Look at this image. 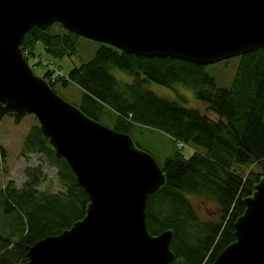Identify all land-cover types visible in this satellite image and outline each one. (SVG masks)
<instances>
[{
  "label": "trees",
  "instance_id": "trees-1",
  "mask_svg": "<svg viewBox=\"0 0 264 264\" xmlns=\"http://www.w3.org/2000/svg\"><path fill=\"white\" fill-rule=\"evenodd\" d=\"M80 37L55 21L44 29L29 28L20 48L27 61L38 41L54 57L70 56ZM228 58L236 60L234 73L228 83L219 85L207 70L210 63L135 54L99 42L90 59L72 67L63 77L50 78L53 69L41 75L61 97L58 85L78 86L81 96L72 104L103 125L102 120L110 121V128L129 134L141 149L144 147L132 135L137 128L157 129L172 138L171 152L159 160L144 149L164 174L163 184L148 196L145 223L151 234L172 232L170 249L174 258L169 264H210L235 240L234 222L244 211L243 200L252 195L255 184L264 176V48ZM115 70L130 75L131 80L117 78ZM150 82L174 90L179 85L190 89L217 118L158 94ZM4 115L15 122L22 117L6 112L0 103V118ZM34 118L35 123L24 136L21 154H39L41 161L24 169L21 185L10 178L0 189V223H4L0 230V264H30L27 247L69 228L84 215L88 204L87 194L76 183L67 161L54 155ZM185 144L193 146L189 156L180 149ZM6 157L7 151L0 144L3 165ZM44 163L56 168L61 191L39 188ZM253 165L256 170L249 168ZM195 197L213 203L218 215L213 219L200 217L191 200Z\"/></svg>",
  "mask_w": 264,
  "mask_h": 264
},
{
  "label": "water",
  "instance_id": "water-1",
  "mask_svg": "<svg viewBox=\"0 0 264 264\" xmlns=\"http://www.w3.org/2000/svg\"><path fill=\"white\" fill-rule=\"evenodd\" d=\"M59 22L125 52L212 63L264 48V0H0V103L32 113L54 155L87 194L84 215L27 247L30 264H169L172 232H148V196L164 182L132 137L87 117L34 74L25 32ZM234 222L235 240L210 264H264V176Z\"/></svg>",
  "mask_w": 264,
  "mask_h": 264
},
{
  "label": "rangeland",
  "instance_id": "rangeland-1",
  "mask_svg": "<svg viewBox=\"0 0 264 264\" xmlns=\"http://www.w3.org/2000/svg\"><path fill=\"white\" fill-rule=\"evenodd\" d=\"M98 46L99 42L80 37L76 44V51L72 55L54 57L48 54L44 50L42 43L38 41L34 44L33 54L28 57L27 63L31 65L34 74L40 77H42L41 75L45 70L53 69L49 76L50 78L52 77V79H56L61 76L63 77L72 67L90 59ZM210 64L207 70L215 77L217 84L224 85L228 83L234 73L236 60L226 58ZM113 73L117 78L124 81L131 80L130 75L122 73L121 71L115 70ZM149 86L158 94L177 99L183 105L196 107L201 112L206 113L210 118H217V114L210 109L207 110L205 104L196 99L188 88L180 85L175 87V90L183 96V99H180L177 98L174 89L154 82H150ZM57 87L58 92L66 101L71 103H77L79 101L82 91L75 84L69 83L68 86L62 87V85H58ZM35 121L34 114L32 113L23 114L17 122L8 115H4L0 118V144L7 151L4 165L0 161V189L5 185L7 179L9 180L10 178H12L18 186L21 185L24 180V169L30 166H36L41 161L39 154L25 152L21 154L24 136L28 128L35 123ZM102 122L107 126L111 125L108 120H102ZM138 131L140 133H138ZM132 135L144 149L150 151L158 160L171 152L173 146L172 138L160 130L141 127L137 128ZM179 145L180 144H177L176 146L179 147ZM180 149L185 156H189L193 151V146L185 144V146ZM43 165L42 177L38 183L39 188L50 191H61L63 187L58 181L56 168L47 163ZM249 168H254L252 170H256L254 165ZM249 168H247V171ZM195 198V200L194 198H191V200L194 202L200 217H209L213 219V217L218 215L219 212L213 203L202 200L197 201V197ZM3 228L4 223L2 222L0 223V230Z\"/></svg>",
  "mask_w": 264,
  "mask_h": 264
}]
</instances>
